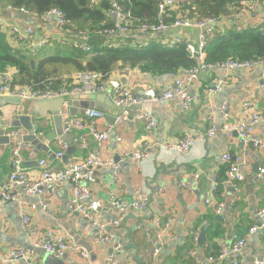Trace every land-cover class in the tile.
Segmentation results:
<instances>
[{
    "label": "crops",
    "instance_id": "crops-1",
    "mask_svg": "<svg viewBox=\"0 0 264 264\" xmlns=\"http://www.w3.org/2000/svg\"><path fill=\"white\" fill-rule=\"evenodd\" d=\"M0 16L23 31L32 29L35 33L34 43L48 36L52 45L61 42L65 35L54 15L39 17L20 10H9L0 13ZM112 18L115 22L113 15ZM234 19L229 20V24ZM236 19L234 25L240 27L264 25V7L258 5L255 12H241ZM169 32L171 37L193 44H197L200 37L198 29H174ZM0 36V55L7 50L13 55L20 53L27 57L28 64L35 61L33 69L36 68L40 59L30 58L31 54L22 52L32 49L30 42H17L9 31L6 36L2 33ZM263 70L262 65L252 70L223 71L220 67L200 70L199 81L191 89L197 99L189 111L183 109L179 99L133 105L129 109L128 121L116 127L111 117H117L120 109L115 104L107 107L108 112H103L105 117L97 119L94 126L98 131L108 132V143L100 144L95 138L88 137L86 130L77 129L74 133L83 138L86 136L88 150H83L81 145H74V136L73 139L70 137L72 134H65L66 137L62 135L65 139L57 135L48 140V135L57 132L54 115L49 111L39 113L41 111L38 108L31 106L32 102L18 105L8 125L3 123L5 114L0 107V136L8 137V132L13 130L24 132L26 136L34 133L39 142L46 145V149L34 151L35 147L24 140L31 147L24 151L25 167L30 177L38 179L44 171L64 170L94 154L104 163H112V166H105L98 171L93 188L94 196L110 211L102 213L100 222L111 225L116 220V214L111 211L112 203L126 206L121 225L109 230L114 237L113 244L121 248L117 253L112 245L96 243L98 227L68 210L67 205L74 194L73 183L56 188L43 200L26 198V211L32 216L28 230L22 227L18 205L7 202L0 211V254H8L13 249L31 251L33 232L39 229L41 235L51 232L68 243L66 264H109L110 260V264L262 262L264 217L260 214L264 209V176L255 181V175L264 168V151L256 148L252 142L242 146L239 143L240 135L228 128L260 115L262 122L253 127L251 136L253 140L264 141ZM17 72L9 67L5 70L12 81ZM113 75L125 91L135 95L148 88L157 93L162 92L177 78L169 75L153 77L137 70L115 72ZM219 81L223 82V89L216 94L212 91ZM109 91L102 94L112 99ZM224 104L229 107V117H225L221 111ZM99 105L106 108L102 103ZM31 112L38 114L33 115ZM144 114L150 115L155 121V127L150 132L146 130V121L138 119ZM213 117L217 120L218 133L206 139ZM86 122L91 124L92 121ZM189 137L198 140L191 152L183 155L170 150V145ZM118 138L122 141L117 142ZM58 139L69 144L62 158L57 157ZM12 152L10 141L0 145V188L12 173ZM135 153L146 154V157L137 161ZM227 153L239 158L241 163L247 162L248 168L243 170L245 179L237 186L228 182L227 172L223 173L227 165L222 156ZM42 160L46 161V165L41 168L38 162ZM195 176H198L197 181L194 180ZM221 176L224 179L219 180ZM185 183L189 184L188 189L182 187ZM214 187L218 191L212 195ZM139 197L148 198V202L141 209H135L132 204ZM219 205L223 206L221 214ZM31 207L36 209L32 211ZM255 226L260 229L251 233ZM204 230L207 241L202 246L199 240ZM235 235L247 242L240 253L233 251ZM189 242L192 247L184 249ZM155 248L160 249L157 255L154 254ZM82 250L86 251L88 259L80 257ZM0 264L43 262L41 255L36 253L33 259L14 263H7L0 255Z\"/></svg>",
    "mask_w": 264,
    "mask_h": 264
},
{
    "label": "built area",
    "instance_id": "built-area-1",
    "mask_svg": "<svg viewBox=\"0 0 264 264\" xmlns=\"http://www.w3.org/2000/svg\"><path fill=\"white\" fill-rule=\"evenodd\" d=\"M259 4L257 2H246L243 5L242 12H255ZM174 0H165L159 5V10L161 13L167 7H173ZM22 12L28 13L26 10L22 9ZM241 13V12H240ZM239 13V14H240ZM111 14L115 17L116 28L110 33H125L127 32V27L123 26L127 16L124 13L122 7L118 4H113ZM47 15H54L57 18V23L60 29L65 31L66 19L64 14L58 10H52ZM162 15V14H161ZM219 21L216 18H210L206 20L195 21L191 19H178L172 25H143L138 30L141 33H161L168 32L174 29H198L200 31V37L197 44L190 42L187 43V49L189 53L195 57L200 63L204 62L205 53L204 49L206 48L207 39L210 36V31L212 28L217 25ZM236 27L242 28V26ZM0 28L7 29L11 31L14 35V38L20 42H30V47L35 51L39 48H42L44 45L50 42L48 36L43 37V41L39 43H34L35 33L32 29L23 31L19 27L13 25L8 20H5L0 16ZM264 29V28H263ZM178 40V39H177ZM74 47H77L75 44ZM86 51L89 48L86 45L82 46ZM262 65L264 66V59L258 61H249V62H236L228 61L222 64H219L217 67H220L223 71H234L238 69L242 70H252L255 67ZM264 73V70H263ZM199 70L193 69L188 71L183 76H180L171 83H169L165 89L158 94L154 89L148 88L141 94H133L130 91H125L120 82L115 78L102 81V78L99 74H89L80 76V85L70 87L71 89L63 90H48L46 92H33L27 89H18L11 88L12 78L10 76H5V78H0V98L3 97H15L19 98L23 104L31 103L39 100H53L58 98H63L64 103L60 111V116L62 117L63 122V132L64 134H72L76 130H86L88 137L95 138L100 144L108 143L109 137L108 132L98 131L94 126V122L97 119L105 117V114L97 109L90 108H78L76 117H72L70 114V109L73 107L74 97L81 95H95L106 93L108 89L112 94V100L116 107L119 109H124V112L120 115H117L114 126L119 127L124 125L129 119V109L133 105H139L149 102H160V101H170L174 99H179L180 103L186 111L192 109L196 102V95L192 93V87L199 81ZM263 86H264V74H263ZM223 89V82L219 81L212 92L218 94ZM221 111L225 117H229V107L227 104H224L221 107ZM89 119V120H88ZM138 119L146 121V130L150 132L155 127L154 119L148 115H140ZM262 117L260 115H254L248 120L242 122L239 126L228 128V130L235 131L240 135L239 143L242 146H247L248 143L252 144L264 151V141L262 140H253L251 132L254 126L262 122ZM86 121H92L91 124H88ZM87 123V124H86ZM217 120L213 117L211 127L206 132V139L214 137L217 131ZM8 137L13 146V161H12V173L8 177L7 182L0 188V211L3 208V204L7 202H15L18 205V209L22 219V227L25 230H28L32 223L31 213L26 211V198H38L45 199L48 195L52 194L53 191L61 186L66 184L73 183L75 185L74 194L69 201L67 208L70 212L78 214L83 220L90 223L92 226L98 227L99 231L96 234V243L104 245H112L115 252H120L121 248L119 245H114L113 235L109 232L111 227H119L124 220L126 206L114 202L111 205V211L116 214V220L110 224H104L100 222L102 213H108L105 205L94 196L93 188L95 186L98 171L105 166H112V163H104L99 159L97 155L91 154L83 161L69 165L64 170L59 171H44L38 179H33L29 176L28 169L25 167V156L24 151L30 149V145L24 141L26 134L21 131H9ZM121 138L117 139V142H121ZM74 145H81L83 150H88V142L86 141V136H77L74 135L73 139ZM198 144L197 139L191 137L185 138L179 143L170 145V150L176 154H187L191 152ZM56 146L58 148L57 157H64L65 152L67 151L69 144L64 140L58 139ZM135 158L137 161H142L146 154L135 153ZM223 161L228 166L227 178L228 182L233 186H237L238 183L244 181L245 176L243 170L247 169V162L241 163L239 158H233L230 154H224L222 156ZM46 161L42 160L38 162L39 167H45ZM118 169V166H116ZM264 176V168H261L259 172L255 175V181H259ZM198 176L194 177V180L197 181ZM183 188L188 189L189 184H183ZM217 187L213 188L212 195L217 193ZM148 202V198L139 197L132 207L135 209H141L145 203ZM222 205L218 206V211L222 213ZM128 208V207H127ZM36 208L31 207V210L34 211ZM260 216L264 217V209L261 211ZM262 228V227H261ZM260 227H253L251 233L258 231ZM34 241L31 248V251H24L21 249H13L8 252V254H0L4 257L7 263H14L18 260H26L29 258H35L36 253L42 251L43 253L50 254L56 258H63L66 256V253L69 250L68 243L62 239L55 236L54 233L47 232L45 235H41L39 229H35L33 232ZM197 239V236L195 237ZM235 241L234 252L240 253L245 247L247 242L244 239H241L239 236L235 235L233 237ZM160 249L155 248L154 254H159ZM82 259H88V254L86 251L82 250L80 253ZM112 263L110 260L109 264ZM256 264H264L258 262Z\"/></svg>",
    "mask_w": 264,
    "mask_h": 264
},
{
    "label": "trees",
    "instance_id": "trees-1",
    "mask_svg": "<svg viewBox=\"0 0 264 264\" xmlns=\"http://www.w3.org/2000/svg\"><path fill=\"white\" fill-rule=\"evenodd\" d=\"M164 1L0 0L2 14L24 9L43 17L52 10H58L64 14L67 22L61 42L50 45V39V46L45 45L39 51H22L31 54L30 58L40 59L35 69L20 53L13 55L7 50L0 55V77L9 76V73H5L9 67L18 70L13 76L11 88L46 92L79 86L81 75L99 74L102 81H106L112 79L115 72L137 70L153 77L169 75L178 78L190 70L198 69L200 72L228 61L264 59V25L254 28L234 25L246 2H257L264 7V0H174V6L167 7L161 13L159 5ZM113 4L122 7L127 16L123 25L127 27L125 33H110L116 28L111 14ZM210 18H216L219 23L210 31L203 63L189 53L186 41L171 37L169 31H138L143 25L169 26L178 19L200 21ZM233 18L236 21L234 19L230 25L229 20ZM7 31L0 28V33L5 36ZM9 32L14 38L13 33ZM75 44L79 47H74ZM83 45L89 50L86 51ZM228 169L227 166L223 173ZM191 242L184 249L192 247Z\"/></svg>",
    "mask_w": 264,
    "mask_h": 264
},
{
    "label": "water",
    "instance_id": "water-1",
    "mask_svg": "<svg viewBox=\"0 0 264 264\" xmlns=\"http://www.w3.org/2000/svg\"><path fill=\"white\" fill-rule=\"evenodd\" d=\"M31 66L32 68L35 67V61H31ZM215 87V86H214ZM74 102H73V107L70 109V114L71 116H75L78 112V108H90V109H97L102 112H108L107 107H112L114 105L112 99L107 96V94H95V95H81V96H76L74 97ZM22 102L19 98H0V107L3 109V112L5 114V124H10L9 121L12 118L13 113L15 112L16 108L18 105H20ZM64 99L63 98H58V99H53V100H39V101H34L31 103V106L33 108H38L42 112L49 111L54 115V123L57 129L56 133H53L52 135H48L47 139L52 140L59 135L63 139L67 135L64 134L63 132V122H62V117L60 116V111L63 106ZM99 103H102L106 106V108L101 107L100 105L98 106ZM124 112V109H120L118 115L122 114ZM31 114L35 115L38 114L37 112H31ZM112 123L115 122L116 116L111 117ZM7 121V122H6ZM64 135V137L62 136ZM74 135H70V137L73 139ZM24 140L26 142H30L33 147H35L37 151L39 149L45 148L46 145H42L39 140L36 138L34 133H31L30 135L24 137ZM10 141V138L6 136H0V145L3 144H8ZM26 165V164H25ZM71 236H74L73 232H70ZM207 237H206V231H202L200 235V240L199 243L200 245L204 246L206 244ZM39 255H41L42 262L43 264H66V258L67 256H64L63 258H56L53 255L43 253L42 251L39 252Z\"/></svg>",
    "mask_w": 264,
    "mask_h": 264
},
{
    "label": "rangeland",
    "instance_id": "rangeland-1",
    "mask_svg": "<svg viewBox=\"0 0 264 264\" xmlns=\"http://www.w3.org/2000/svg\"><path fill=\"white\" fill-rule=\"evenodd\" d=\"M77 47H79V46L77 45ZM37 50H39V49H37Z\"/></svg>",
    "mask_w": 264,
    "mask_h": 264
}]
</instances>
